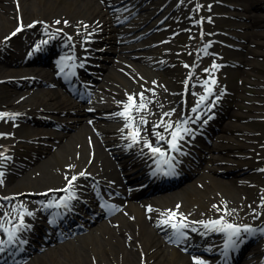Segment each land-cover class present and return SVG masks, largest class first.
<instances>
[{"label":"bare ground","instance_id":"bare-ground-1","mask_svg":"<svg viewBox=\"0 0 264 264\" xmlns=\"http://www.w3.org/2000/svg\"><path fill=\"white\" fill-rule=\"evenodd\" d=\"M258 2L264 0H253L250 10L245 12L235 8L233 4L226 6V11L233 16V24L247 27L255 21H264V4L261 6ZM191 7L189 1L179 2V0H121L120 2L103 0L101 4H94L90 0H0V113L9 114L8 117L0 119V154H2L0 172L4 173L3 184L0 185V198L23 194V197H16L12 202L6 204L0 202V206L6 209L0 213V225L9 231H17L18 236L24 241L20 243L21 247L33 248L34 240L31 239L30 232L40 231L42 226L40 222L43 218H51L60 210L57 207L46 208L45 205L55 204L68 195L61 190L68 186L73 176L78 177L73 182L71 190L77 198L71 200L70 207L65 210L77 209L78 206L86 208L87 205L91 206L99 198L101 191L116 190V193L125 195L118 183L120 172L115 168L116 162L121 164L120 168L123 171H126L127 179L137 180L133 187L152 184L159 189L170 184L176 185L170 190L154 195L153 197H159L156 202L145 201L140 197L133 200L131 205L122 204L118 214L103 217L81 240L39 257L31 264H189L182 250L201 251L204 248L202 245L211 247L212 253L217 251L216 256H218L216 262L204 264H225V257L222 255L225 235L208 231L201 224L193 222H208L223 217L230 223L255 229L252 234L264 233L262 231L264 230V188H255L262 181L264 182V171H262L264 159H258L260 154L264 155V144L261 143L264 142V138L252 125L239 120L236 111L229 112L227 116L221 111H205L201 107L204 100L201 102L199 99L200 106L195 101V106L189 107L187 112L186 119L189 123L197 125L191 133L196 135V139L191 140L190 135L187 137L188 133L183 134L184 138L178 140L180 151L175 153L177 157L183 153L187 158L188 152L191 151L200 161H206L210 166L211 179L196 177V172L189 166L186 172L180 173L183 175L176 176L180 177L179 179L171 178L175 183L159 185L155 175L148 170V164L153 157L143 148L144 142L152 140L154 146L158 144L166 151L169 149L166 140L171 139V131H165V126L169 122L163 121L161 124L162 120L158 118L157 112L166 111L169 115H173L178 112L179 106L182 110L184 104L188 103L187 92L197 89V85L200 84L193 75L199 70L198 64L206 56L207 49L199 47L200 43L196 41L199 37L195 29L188 43L191 50L186 58L188 67L184 66V70H180L170 65L168 60L173 56L180 57L185 52L177 44L178 37L183 31L182 25H177L169 33L165 31L166 35L161 34L162 40L167 39L165 42L176 44V47L166 48L162 44L159 46L152 40L146 42L147 47L142 49L138 45L126 44H131L132 29L125 26L118 27L116 22L123 20L128 14L124 13L125 10L131 11L132 14L128 16L139 15L144 19L142 24L148 22L146 25L149 29L154 27V30L149 32L152 34L156 29L174 23L177 14L182 10L204 9L201 0H198L194 9ZM212 7L213 11H218L215 3ZM112 9L117 11L112 13ZM160 9L163 10V17L160 15L161 17L157 19L154 14L160 13ZM58 11L61 16L56 14ZM195 18L196 14L189 17L190 25H194ZM161 19L163 25L156 26ZM57 20L60 21L59 24L56 23ZM200 20L204 25L210 24V18L205 17L203 13H200ZM42 21L47 22L48 26H43ZM134 21L136 22V19ZM30 25L34 26L29 27ZM202 25L198 24V31L200 27V33H205ZM21 26L22 30L17 31ZM13 32H16V35L13 36ZM155 34L152 39L160 41L161 37ZM260 35L264 38V31L260 32ZM138 47L140 50L137 49ZM77 48H80V51L76 54ZM13 49H16L17 55L19 51H23L34 56L35 66H30V71L24 74L20 82L11 78L12 74L5 73L6 65L15 68L14 66L19 63L17 58L9 59L10 54L14 53ZM85 49L87 50L84 51ZM59 53H69L76 57L74 59L77 66L66 69V73L70 76L66 78L69 83L66 94L54 90L50 80L52 69H59V72H62L61 67L57 68L59 62L55 61ZM263 53L264 51L261 52ZM219 55L224 56L222 53ZM111 61H114L117 69L109 65ZM139 62L142 66H139ZM38 64H44V67L38 68L36 66ZM78 66L91 72L90 76L94 80L102 72L109 73L108 82L102 91L107 92L111 97L95 94L94 91L92 104L80 102L79 97L75 95V89L79 86L75 85L77 83L74 81L75 76L71 77ZM252 66L256 65L252 64ZM118 67L127 71L131 80L121 74ZM163 67L171 75L174 81L172 85L159 81L158 77H162L151 70ZM178 79H181L180 83ZM4 85L11 87L5 90ZM222 89V87L217 91L213 89L218 105H222L224 101L225 91ZM199 90L204 91L202 88ZM27 93L31 95L26 98ZM141 93L144 96L143 101L140 99ZM16 95L17 98L14 97ZM129 96L135 97L137 105L141 102L146 104L144 112L136 113L133 110L135 125L140 130L147 129L151 136L150 139L144 140L142 145L132 144L129 138L130 130L125 125L115 126L119 119H124L117 114L124 112L123 105L129 103ZM203 96L209 95L205 91ZM258 98L264 101L263 95ZM90 116L94 121L85 122ZM45 117H52L54 122H46ZM141 118L147 123L141 124ZM224 118L228 122L221 125L219 122ZM240 118L264 119V105L252 106L251 113L245 112ZM29 123L46 127L34 128L30 136L24 134V130L22 133L20 130L19 133L14 127V125H19L20 128L28 127ZM99 124H105L107 127L104 128ZM54 125L64 127V133L55 132ZM91 125H93L92 130ZM156 125L160 126L154 127ZM201 125H203L202 130L199 128ZM234 131L246 132L249 140L241 143L238 138L240 136H235ZM154 132L161 133L166 139L159 140ZM214 132L217 141L211 144V136ZM52 137L57 139V142L66 138L64 145L61 143L54 152H51V149H43L47 142H52V140L47 141V138ZM21 139H31L29 150L36 149L38 156L51 153L52 158L41 161L37 166L29 169L24 177L18 179V175L26 171L29 166V163L17 154L22 149ZM129 144L132 146L129 147ZM204 144L207 147L203 148ZM239 146L246 154L244 159L237 158L235 153ZM198 150L199 153L196 152ZM81 172H85L86 176H80ZM241 175H244L242 179L245 180L238 183ZM232 176L235 177L234 185L222 179ZM185 179H192V182L189 186L182 187V181ZM34 192H46L47 196L33 199L29 193ZM51 197L53 198L50 199ZM48 199L49 203H45ZM195 205L202 210L206 209V212H197L193 208ZM21 206L30 207L31 211L28 213L32 215L25 214L26 227L17 230L19 214L13 209ZM149 208L152 211H148ZM169 210L177 212L178 216L186 217L183 223L188 224V228L183 229L186 234L183 241L176 242L172 237L173 229L160 223L167 219L164 213ZM225 212L230 215H225ZM72 213L79 214L76 210ZM64 219H66V222L63 221L64 225L62 223L64 229L56 227L55 231L51 232L52 237L62 238L67 231L74 228L75 222L71 215H65ZM252 234H241L243 242L235 251L229 250L227 264H241L238 259L251 245L249 242L247 244L246 239ZM0 240L5 241L3 248L6 247L4 248L6 253L15 251L19 243L18 241L13 244L14 246L8 247L6 238ZM251 243L253 245V242ZM24 251L23 254L28 250ZM6 253L1 254L0 259L5 255L8 256L7 259L13 255ZM246 257L248 260L246 258L242 264H246L250 259L254 264L257 262L264 264V240L254 244ZM250 263L252 264L251 261Z\"/></svg>","mask_w":264,"mask_h":264},{"label":"rangeland","instance_id":"rangeland-1","mask_svg":"<svg viewBox=\"0 0 264 264\" xmlns=\"http://www.w3.org/2000/svg\"><path fill=\"white\" fill-rule=\"evenodd\" d=\"M99 1V0H98ZM97 0H93L94 3L98 2ZM193 3H197L196 0H192ZM229 3L232 0H227ZM252 2L251 0H248V3ZM204 3L206 4V6H209L210 0H204ZM206 7V8H207ZM115 11L112 10V13H114ZM129 12V11H128ZM126 12V13H128ZM192 12H189V14ZM57 15L61 16V14H59V11L56 12ZM162 12L156 16L157 19H159V17H161ZM161 15V16H160ZM188 14L186 13H182L180 14L179 17V21L183 22L184 19L187 17ZM135 19L137 21H142L143 17L137 15L135 16ZM134 18L130 19L128 21H117V26L122 27H128L129 29L132 28L134 29L132 32L133 34H135L136 32L139 34L141 31H143L144 33L147 31V25H142L139 26L137 29H135V27H137L139 25V23L141 22H136L133 23ZM225 27V29H223L224 33H232L235 35V39L231 40V39H224L225 43H220V47L219 50H221L225 55L227 56V61H223L222 63H217L215 61V59H209V60H205L203 62V66L202 68H204L203 70L205 71L206 69H211V66L213 63L220 65V67L218 68V75H216V72H213L209 78H214L217 81V85L222 83H226L228 86V94L225 96V105L223 107L224 112L229 113L230 110H233L234 112L236 111V114L239 115L237 118L239 120H242L240 117L243 113H245L244 111H248V113H250L251 111V106H253L254 102H256L258 96L262 93L261 88L263 87L262 85L256 84V80L259 78H262L264 76V53L260 54V52L264 51V38L262 37V35H260L261 31H264V23L263 22H254L251 24V26H247V28H244L245 32H242L241 35H237L238 31L236 28H234V25L229 24V22H224L222 23ZM190 28V27H189ZM230 28V30L228 29ZM191 30V28H190ZM215 32V30H211V33ZM133 34L131 36H133ZM143 34V33H141ZM259 35V36H258ZM187 37V35H183L180 37L179 41H184V38ZM148 41H150V38L147 39ZM211 40V39H210ZM128 45V44H127ZM136 45H143L142 42H138L136 43ZM145 46V45H144ZM233 46V47H232ZM167 47H172V46H167ZM255 47V48H253ZM232 48H234L235 50H231ZM189 51V50H188ZM186 56H188V52L185 53ZM113 56V55H111ZM117 58V56H115ZM171 63L173 65H176V67L178 69H182V65L185 62V60L183 59H178L176 57H172L171 58ZM126 63V62H125ZM139 66L141 65V62H139ZM250 64V66H248ZM252 64H256V67H252ZM110 66H114L115 69V63L114 61L111 63H109ZM146 66V65H143ZM147 67V66H146ZM248 67H250V71H248ZM118 70L121 74H123L126 78H128L129 80V74L127 71L123 70L121 67H118ZM153 73L158 74V76L160 75L162 78L158 77L159 81H163L166 83H169L172 85V83L174 82L171 79V75L167 73L166 70L164 69H160L158 72H156L155 70L151 69ZM108 72V71H107ZM106 73V72H105ZM202 71H200L197 76L201 75ZM109 74V73H108ZM108 74H104L103 76H101V79H103V81H101V85L107 82V78H108ZM209 75V74H207ZM218 76V77H217ZM263 84H264V77H263ZM8 88V87H7ZM241 90V91H240ZM104 94V93H102ZM197 94V92H191V99L194 100L193 95ZM105 95L108 96L109 94L105 92ZM16 97V96H15ZM205 107H209V102L205 103ZM144 110H141L140 112H144ZM231 111V112H233ZM162 114H164V112H162ZM166 114V113H165ZM174 117V116H173ZM176 119V118H175ZM175 119H171L172 122ZM247 120H242V121H246V123L248 125H252V127H254V129L257 132H261L264 133V121H260L257 119H248ZM49 120H54L51 117H49ZM89 120V118L86 119L85 122H87ZM122 119H120L119 121H117L115 123V126L117 127L120 123L122 124ZM47 122H49L47 120ZM119 122V123H118ZM224 122V121H222ZM226 122V121H225ZM239 122V121H238ZM104 128H106L107 126H103ZM28 128V129H26ZM36 128H44L41 125H34V124H29L28 127H19V133L21 130H24V134L29 135L35 130ZM28 130H30L28 132ZM92 130V128H91ZM26 131V132H25ZM62 130H58L56 132H61ZM74 132V131H73ZM72 132V133H73ZM61 133H64L63 131ZM235 136H240L239 141L241 143H244L246 141L247 138V133H245L244 131H234ZM142 136L146 137V134H143ZM68 139V138H67ZM52 140V142H47L43 149H51V152H54L56 150H58V146L61 144V142H57V139H54V137L52 138H47V141ZM65 138L62 139V144L64 145L65 143ZM27 143V142H25ZM53 143H56V145H53ZM29 144V143H28ZM23 149L19 150L18 153L20 156L23 157V160L27 163H29L28 168L26 169V171H23L22 173H20L18 175V179L22 178V176L24 177V175L26 174V172L31 169L34 166H37L41 161L47 159V158H52L51 153H44L40 156H38V151L36 150H31V152L29 151L28 147L25 146L24 144H22ZM47 152V151H46ZM236 153L238 154V158L242 159V158H246V154L244 152L243 148L237 147ZM261 157V156H260ZM38 158V159H37ZM208 165L203 166L202 168L199 169V171L197 172L199 174V177L201 178H209L211 177V175L208 172L207 168ZM25 169V168H24ZM241 179L243 180L242 177H244V175L240 176ZM226 180L229 184L234 185L233 184V177H230L229 179H224ZM188 183H185V185L183 186H188ZM4 199H1V201H3ZM193 208H195V210L197 212L201 211V213H205V210H202L201 207H199L198 205H195ZM185 258L187 259V262L190 264H194L190 261V259L188 258V256H185Z\"/></svg>","mask_w":264,"mask_h":264},{"label":"snow or ice","instance_id":"snow-or-ice-1","mask_svg":"<svg viewBox=\"0 0 264 264\" xmlns=\"http://www.w3.org/2000/svg\"><path fill=\"white\" fill-rule=\"evenodd\" d=\"M57 24L60 23L59 20L56 21ZM67 23V22H65ZM34 25H30L29 27H32ZM22 30V26L17 29V31ZM12 35H16V32H13ZM71 37H69V40ZM46 43V41H44ZM211 45H208L207 47H210ZM39 47V46H37ZM205 54H208L207 51L205 50ZM82 66V65H81ZM185 67H188V65H184ZM220 65H217L215 63L212 64L211 68L212 69H218ZM61 71H63V68H61ZM206 72H210L211 70L206 69ZM217 81L214 78H211L210 80H205L204 81V86L206 89V92L208 93L209 96L213 94V87ZM140 99L141 101L144 100V96L141 93L140 94ZM206 97L202 96L201 101L205 100ZM129 103L125 104V110L124 112L118 113L117 115H120L124 117L128 123L125 124V127L130 130L129 133V138L132 141V144L135 143H140V128L135 125V117L133 116V110L136 112H140L141 110H144L146 108V104L141 102L140 104L135 103V97L134 96H129L128 97ZM193 111H196V109H193ZM169 115V114H165ZM8 113H0V119H4L5 117H8ZM147 121L143 118H141V124H146ZM187 121H184L182 123L178 122L177 126L175 129H173V125L171 123L167 124L165 126V131H171V139L166 140V143L169 146V149L171 151H176L179 152V145H178V140L183 139V134L189 133L191 130L184 127V124H186ZM161 124H163V121H161ZM160 125H156L154 127H159ZM154 135L159 138V140H165L166 138L159 132H154ZM132 144H129L128 146L131 147ZM145 147L149 148L150 151L154 154H158L160 157H164L167 155L164 151L161 150L160 147H154L150 142L145 141ZM2 155V154H0ZM7 159V157H6ZM171 159H174L171 158ZM171 167V165H170ZM159 171V169H158ZM264 171V170H262ZM167 174V173H166ZM4 173L0 172V185L3 184V177ZM80 176H86L85 172H81ZM78 177L73 176L72 179L69 181L68 186L61 191H64L65 193H68L65 197H63L60 201L56 202L55 204H48L45 205V207H64V208H69L70 207V201L76 199L77 197L75 196V193L72 190L73 187V182L77 179ZM67 179V177H66ZM47 195V194H45ZM2 199H8V198H2ZM111 208V206H106ZM22 208V206H21ZM179 208V205L177 206ZM219 211V209H217ZM13 211L18 212V220L19 223L17 224V230H23L26 225L24 224V216L25 214L27 215H32V213H27V210H21V209H13ZM148 211H152L151 208L148 209ZM164 215L167 217V219L162 220L160 223L163 225H168L170 228L173 229L172 237H174L176 242L183 241L185 239V232L183 229L188 228V224L183 223V221L186 219L183 215H177V212L169 210L167 213H164ZM225 215H230V213L225 212ZM52 223H55V220L52 221ZM193 223H199L201 226L208 230V231H215V232H220L223 233L226 237V241L223 246V253L222 255L225 257V264H227V258L229 256V250L235 251L236 248L239 246L240 243L243 242L241 238V234H252L256 230L249 227V226H239L233 223L228 222L225 220L223 217L217 220H211L208 222L204 221H198V222H193ZM0 229L6 234L7 237V243L8 245H13L19 241V243H24V241L18 236L17 231H9L7 228H3L2 225H0ZM193 231H197V229H192ZM264 231V230H262ZM202 235L205 233H201ZM246 238V237H245ZM5 241L0 240V252L4 251L3 245ZM195 264H203V261L201 260H196Z\"/></svg>","mask_w":264,"mask_h":264}]
</instances>
